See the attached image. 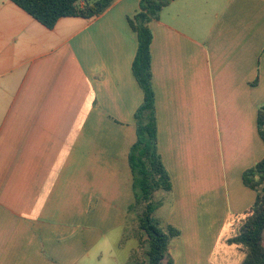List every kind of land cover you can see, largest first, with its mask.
<instances>
[{"label": "crops", "instance_id": "1", "mask_svg": "<svg viewBox=\"0 0 264 264\" xmlns=\"http://www.w3.org/2000/svg\"><path fill=\"white\" fill-rule=\"evenodd\" d=\"M141 1L49 29L0 0V264L146 260L130 224L144 93L128 18ZM150 28L158 151L173 186L154 194L155 217L166 194L165 226L223 210L226 194L243 214L256 193L242 174L264 158V0H172Z\"/></svg>", "mask_w": 264, "mask_h": 264}, {"label": "trees", "instance_id": "2", "mask_svg": "<svg viewBox=\"0 0 264 264\" xmlns=\"http://www.w3.org/2000/svg\"><path fill=\"white\" fill-rule=\"evenodd\" d=\"M37 21L53 29L61 18H93L104 13L114 0L86 2L82 0H11ZM85 1V0H84ZM172 0H142L140 11L128 18L138 38V49L133 62V74L144 93V102L135 117L137 120L136 143L131 147L130 166L133 177L134 204L130 207L137 215L138 239L142 253L134 256L135 264H163L169 255L172 239L181 232L172 225H163L156 217L157 191L170 192L171 178L166 171L158 151V122L156 115L155 90L152 73L153 32L150 23L159 19L160 13ZM257 128L264 142V105L258 109ZM243 184L256 193L253 206L237 220L238 230L227 244L236 245L245 254L241 264H264V158L242 174ZM172 264V259H168Z\"/></svg>", "mask_w": 264, "mask_h": 264}, {"label": "rangeland", "instance_id": "3", "mask_svg": "<svg viewBox=\"0 0 264 264\" xmlns=\"http://www.w3.org/2000/svg\"><path fill=\"white\" fill-rule=\"evenodd\" d=\"M89 3H94L98 0H87ZM226 184V182L224 183ZM211 199H218L221 196V191L212 185L210 188ZM227 193L226 187L224 188ZM165 192L157 193L165 196ZM161 197V196H160ZM166 200L163 207L157 211L156 215L159 220L161 217L166 218L170 205L173 204V197L166 194ZM169 198V200H168ZM225 205L219 204L220 209L216 212H196L195 220H189L185 216L179 218L178 224L175 227L181 232L179 237L172 239L169 255L163 264H168V259H172V264H241L245 254L241 248L236 245L227 244V239L233 237L237 230V220L241 214L234 213L228 203L229 196L226 194ZM227 208V210H224ZM137 216V215H136ZM132 220L131 227L138 229L137 222ZM137 230V234H138ZM132 245L129 244L125 250H128ZM264 248V238H263ZM141 249V248H140ZM121 252V251H119Z\"/></svg>", "mask_w": 264, "mask_h": 264}]
</instances>
